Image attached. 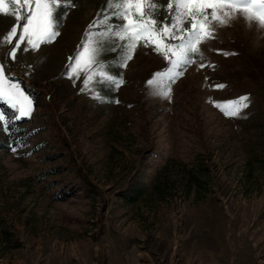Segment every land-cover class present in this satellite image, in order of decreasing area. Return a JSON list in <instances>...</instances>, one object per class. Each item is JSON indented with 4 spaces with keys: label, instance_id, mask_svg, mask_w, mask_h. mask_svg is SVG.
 <instances>
[{
    "label": "rangeland",
    "instance_id": "rangeland-1",
    "mask_svg": "<svg viewBox=\"0 0 264 264\" xmlns=\"http://www.w3.org/2000/svg\"><path fill=\"white\" fill-rule=\"evenodd\" d=\"M6 2L0 63L33 108L9 132L0 123V264H264V27L242 13L213 21L202 59L164 95L155 74L168 62L138 44L120 67L110 34L103 67L123 84L65 75L107 0L62 4L56 38L21 42L15 59Z\"/></svg>",
    "mask_w": 264,
    "mask_h": 264
},
{
    "label": "snow or ice",
    "instance_id": "snow-or-ice-1",
    "mask_svg": "<svg viewBox=\"0 0 264 264\" xmlns=\"http://www.w3.org/2000/svg\"><path fill=\"white\" fill-rule=\"evenodd\" d=\"M12 3L16 6L12 14L17 24L3 38L5 43L11 44L13 37H16L8 50L12 59L16 58L21 42H26L24 50L27 51L28 48L36 49L42 43L54 40L59 34L58 19L54 15L57 8L62 4L75 6L73 0H12ZM156 7L157 0H107V7L94 18L86 38L75 55L69 57L65 75L79 76L83 72L85 85L97 76L116 87L123 84L122 78L110 75L103 67L102 54L106 49L103 37L110 34L114 45L112 51L121 49L120 67L127 66L138 44L151 47L168 62L164 72L155 74L159 78V85L167 89L163 94L168 95L169 85L183 75L184 69L194 63L198 56L202 59L200 45L214 38L213 21L226 24L236 13H242L249 21H257L264 27V0H166L163 5L166 14L162 19L154 15ZM21 10L24 12L22 24ZM8 12L9 4L6 0H0V13ZM17 27L21 29L19 35ZM5 67L0 63V101L14 111L8 117L5 111L0 110V123L3 130L9 132L16 121L31 115L33 98L21 87L19 78L5 74ZM199 67L203 68L205 64L200 63ZM153 82L148 81L149 84ZM214 86L223 87L221 84ZM246 101L248 98L244 96L226 102L223 105L224 114H239L240 109L246 107Z\"/></svg>",
    "mask_w": 264,
    "mask_h": 264
},
{
    "label": "trees",
    "instance_id": "trees-1",
    "mask_svg": "<svg viewBox=\"0 0 264 264\" xmlns=\"http://www.w3.org/2000/svg\"><path fill=\"white\" fill-rule=\"evenodd\" d=\"M7 110H8L9 112L12 111V110H9V109H7ZM7 139H8V138H7Z\"/></svg>",
    "mask_w": 264,
    "mask_h": 264
}]
</instances>
